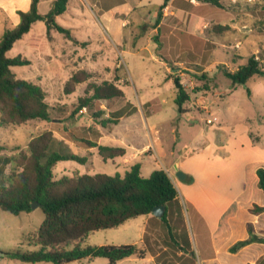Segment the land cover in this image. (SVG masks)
Masks as SVG:
<instances>
[{
  "label": "rangeland",
  "instance_id": "rangeland-1",
  "mask_svg": "<svg viewBox=\"0 0 264 264\" xmlns=\"http://www.w3.org/2000/svg\"><path fill=\"white\" fill-rule=\"evenodd\" d=\"M97 1L71 0L59 20L63 26L74 28L72 36L86 45L70 44L60 34H47L40 28L34 30V44L25 40L9 53L11 58L20 56L30 61L27 66L14 67L13 73L17 79L41 86L50 119L3 125L0 115V185L2 179L18 173L28 162L31 140L51 133L52 150L88 157L86 164L59 162L53 170L54 180L77 174L123 175L138 161L146 178L158 168L167 169L178 192L195 179L219 189L228 184L236 187L243 180L248 198L257 189L256 170L264 168V76L235 85L226 72H235L251 56H256L264 69V0H219L221 7L181 0L175 11L184 12L167 14L163 23L170 3L161 17L157 13L164 0H101L119 8L124 3L133 6L130 14L117 15L111 21L100 16ZM15 2L23 10L29 8V0ZM9 3L1 2L0 21L5 16L3 5ZM52 6L51 0H43L39 11L47 13ZM77 10L84 18H72ZM5 25L13 29L12 21ZM3 32L0 30V44ZM79 71L86 73V81L66 93L68 81ZM175 76L190 95L182 112L175 103ZM104 81L115 83L124 97L94 101L79 110V100L92 94L90 86ZM121 109L126 114L117 123L109 122ZM84 140L129 152H138L147 144L149 148L135 160L127 157L121 164L119 159H104L98 147L89 148ZM226 143L225 149L219 148ZM206 147L210 150L200 161L195 154ZM179 162L181 170L193 171L191 182L176 177L174 165ZM172 206L167 219L176 238L161 220L152 216L148 222L147 216H140L117 228L93 232L82 245L137 244L147 252L144 259L132 256L117 264H189L191 253L181 248L190 250L184 242L188 237L196 256L193 262L211 264L198 260L201 241L189 202L181 199L179 206ZM44 220L40 207L19 215L0 210V252L5 254L0 255V264H30L7 253L15 249L35 251L26 236ZM64 264L109 262L96 258Z\"/></svg>",
  "mask_w": 264,
  "mask_h": 264
},
{
  "label": "trees",
  "instance_id": "trees-1",
  "mask_svg": "<svg viewBox=\"0 0 264 264\" xmlns=\"http://www.w3.org/2000/svg\"><path fill=\"white\" fill-rule=\"evenodd\" d=\"M40 1L31 0L29 11L20 13V23L4 33L0 44V115L3 125L50 119V108L41 86L28 80L17 79L12 71L14 67L29 65L30 61L20 56L13 58L7 56L14 44L30 32L33 24L43 21L47 34L55 31L76 45L87 44L80 43L72 36L71 29L56 21V17L67 11L70 0H54L52 8L45 15L39 13ZM170 1L164 0L158 7V17L162 16V11L168 7ZM199 1L221 7L219 0ZM157 22L159 23V20ZM226 75L233 84L244 85L256 75L264 76V69L256 56H251L246 64L235 72H226ZM86 79L87 75L83 71L73 74L65 87L66 93L74 92L75 86L84 83ZM172 79L177 92L175 103L182 112V106L190 100V95L178 76ZM90 91L91 95L79 100L77 107L79 110L89 107L94 101H111L124 97L123 90L109 81L91 85ZM125 114V109L116 111L113 113V121L109 122L117 123ZM52 140L51 133L32 139L29 143L28 162L18 173H12L2 179L0 210L19 215L31 212L32 204L38 203L45 214V220L39 228L26 236V241L36 250L15 249L7 255L30 264H64L96 258H105L109 264H117L132 256L146 258V250L137 244L86 247L82 244L93 232L114 229L128 220L148 216L156 206L162 205L166 206V211L160 220L171 231L167 219L168 208L174 204L179 206L180 200L178 190L169 174L158 168L146 178L141 174V163H135L123 175L77 174L54 180L53 170L59 162L73 161L86 164L88 157L54 151L51 149ZM84 142L89 148L98 147L104 159L114 160L126 154L122 147L100 146L86 140ZM256 174L257 186L264 194V168L259 167ZM191 180L187 177L185 182ZM173 210L172 206L171 213ZM252 211L261 213L264 207L256 206ZM170 235L176 238L172 231ZM207 237L210 242L208 235ZM255 241L264 243V238L258 239L252 235L250 239L236 243L230 251L235 253ZM184 242L190 250L181 248L186 254H193L189 257L190 262H193L195 253L191 249L189 238L185 237ZM259 264H264V260Z\"/></svg>",
  "mask_w": 264,
  "mask_h": 264
},
{
  "label": "crops",
  "instance_id": "crops-1",
  "mask_svg": "<svg viewBox=\"0 0 264 264\" xmlns=\"http://www.w3.org/2000/svg\"><path fill=\"white\" fill-rule=\"evenodd\" d=\"M2 1L3 0H0V4ZM8 1L10 2L8 6L3 5L4 7L3 13L5 16L0 21V30L4 31L1 34L2 38L4 33L7 30H9L7 28L8 26H6L5 24H8L9 21H12V25L14 29L21 21L20 13L29 11L31 6V0H29V4H28L29 8H27L26 10H23L22 8H20V6H16L15 0H8ZM42 1L43 0L39 2L38 10ZM51 1L53 5L54 0ZM178 1L180 2L181 0L170 1V5L166 11L167 13H164V17L161 23H163L164 19H166L167 14L169 13L175 14V12L176 13L177 12L180 13V11L184 12L183 10L175 11L177 8L176 3ZM183 4L186 3L183 2ZM123 5H124L123 8H119L118 6H116V4L110 5L107 4V2H101V0L97 1V7L99 8L100 16L103 17L106 21L117 19V15H122V14L127 15L132 12L133 6L126 5V3H124ZM70 6H71V0L69 1L67 11L70 8ZM67 11L63 15H65ZM47 13H40V14L45 15ZM63 15L56 17V21L58 23L60 17H62ZM16 16L19 18L18 21H16ZM71 16L72 18H84L79 10L73 12ZM119 21H122V19L120 18ZM40 28L45 29L47 33L45 22L38 21L35 24H33L30 32L27 33L22 40L14 44V47H16L19 43L25 40L32 41V43L34 44V40L35 41L37 40L34 37L35 36L34 30ZM68 29H74V28H68ZM76 29H80V28H76ZM53 34L54 36L55 35L57 36V32L53 31ZM117 35L119 36L118 32ZM65 40H67L70 44H74L72 41L68 39ZM88 40L94 41L93 38H91V36H88ZM14 47L12 48V50L14 49ZM12 50H10L7 53L8 57H9V53ZM225 147H227V143L221 144L219 148L225 149ZM148 148H149V144L145 145L138 152L135 151L129 152L126 148H124L126 150L125 156L116 158L114 160L119 159L121 161V164H124L125 162L124 160H126L127 157H131L133 160H135L138 154H142L143 151H145ZM208 148L207 147L204 148L201 152L196 153L195 156L199 157L198 159L200 161L201 160L203 161V156L205 157V154L208 152V150H210V148L209 149ZM135 163H140V162L138 161L134 162L130 165V167ZM261 163L264 164V161H261ZM178 166L179 168L181 167L180 162L178 163ZM165 171L168 173L167 169ZM182 171H184L187 174V177H189L190 174L193 175V171L191 172L188 170H182ZM171 179L175 187L177 188V184L175 183L174 179L172 177ZM256 188L257 189H254L250 193V196L247 198L246 184L243 182V180H241V182L238 183L236 187L232 184H228L222 186L220 189L217 188L214 184L205 183V182L200 183L196 179L193 180L192 183L190 184L182 185L181 187L182 190L178 192L179 200L184 199L188 201L190 204L192 215L196 223L198 237L201 241L200 244L198 245L199 246L198 260L200 263L209 262L211 264H259L264 260V243L262 242H258V241L252 242L240 248L235 253L230 251L231 247L234 246L236 243L240 241L248 240L252 237V235L256 236L258 239L264 238V211L261 213H254L252 211L256 206L264 207V194L258 188V186ZM152 216L154 218H157L153 214H150L147 216L148 222L152 220L153 218ZM160 219L161 218H157L156 220H160ZM201 224H204V226ZM207 235L209 236L210 242H208ZM142 243H144V240H142ZM192 256L193 254L191 253V257ZM150 260H154V258L150 256ZM189 264L192 263L190 262ZM193 264L195 263L193 262Z\"/></svg>",
  "mask_w": 264,
  "mask_h": 264
},
{
  "label": "water",
  "instance_id": "water-1",
  "mask_svg": "<svg viewBox=\"0 0 264 264\" xmlns=\"http://www.w3.org/2000/svg\"><path fill=\"white\" fill-rule=\"evenodd\" d=\"M174 169H175V174H176V177L181 180V181H185L186 178H187V174L182 171L178 164H175L174 165ZM40 207V204L38 203H33L32 204V210L36 209V208H39ZM165 211H166V206L162 205V206H156L153 210H152V214L157 217V218H162L165 214ZM0 255H5L4 253L0 252Z\"/></svg>",
  "mask_w": 264,
  "mask_h": 264
},
{
  "label": "built area",
  "instance_id": "built-area-1",
  "mask_svg": "<svg viewBox=\"0 0 264 264\" xmlns=\"http://www.w3.org/2000/svg\"><path fill=\"white\" fill-rule=\"evenodd\" d=\"M234 1H236V0H234ZM249 1H252V0H249ZM208 123H211V120H208Z\"/></svg>",
  "mask_w": 264,
  "mask_h": 264
}]
</instances>
